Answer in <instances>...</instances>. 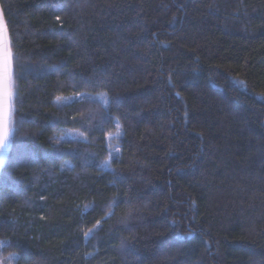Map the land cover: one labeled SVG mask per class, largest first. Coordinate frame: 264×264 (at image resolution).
I'll return each mask as SVG.
<instances>
[{
    "label": "trees",
    "instance_id": "1",
    "mask_svg": "<svg viewBox=\"0 0 264 264\" xmlns=\"http://www.w3.org/2000/svg\"><path fill=\"white\" fill-rule=\"evenodd\" d=\"M0 2L4 263L264 264V0Z\"/></svg>",
    "mask_w": 264,
    "mask_h": 264
},
{
    "label": "snow or ice",
    "instance_id": "2",
    "mask_svg": "<svg viewBox=\"0 0 264 264\" xmlns=\"http://www.w3.org/2000/svg\"><path fill=\"white\" fill-rule=\"evenodd\" d=\"M12 57L13 53L10 48V42L8 37L0 36V68H2L3 74V143L7 145L8 142V123L11 119V114L14 109L13 98L14 93L12 91L13 76H12ZM60 98L57 97V100ZM5 151L3 147H0V154ZM4 158L0 155V167H3ZM10 242H0V245Z\"/></svg>",
    "mask_w": 264,
    "mask_h": 264
},
{
    "label": "water",
    "instance_id": "3",
    "mask_svg": "<svg viewBox=\"0 0 264 264\" xmlns=\"http://www.w3.org/2000/svg\"><path fill=\"white\" fill-rule=\"evenodd\" d=\"M7 36L10 42V48L12 51V46H11V39H10V33H9V28H8V24H7V20L4 14V10L3 7L1 5L0 2V36ZM13 53V52H12ZM12 76H13V85H12V91L14 93V98H13V104H14V109L12 111L11 114V119L8 123V131H9V135H8V144L5 145L3 143V126H4V121H3V74H2V68H0V147H3L5 149V151L0 154L3 156L4 158V164L3 167H0V175L1 172L6 164V161L10 155L12 146H13V138H14V133H15V113H16V105H15V99H16V85H15V70H14V61H13V57H12Z\"/></svg>",
    "mask_w": 264,
    "mask_h": 264
},
{
    "label": "rangeland",
    "instance_id": "4",
    "mask_svg": "<svg viewBox=\"0 0 264 264\" xmlns=\"http://www.w3.org/2000/svg\"><path fill=\"white\" fill-rule=\"evenodd\" d=\"M83 95H71V96H68V97H62V98H60L59 99V101H62V102H64V101H67V100H71V99H73V98H77V97H82ZM100 98H103L102 96H99ZM70 136H77V134L76 133H68ZM113 150H112V152L114 153L116 150L114 149V148H112ZM0 264H8V263H4L3 262V259L2 258H0Z\"/></svg>",
    "mask_w": 264,
    "mask_h": 264
}]
</instances>
